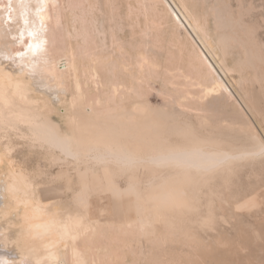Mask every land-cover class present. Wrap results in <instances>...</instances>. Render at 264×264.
I'll return each instance as SVG.
<instances>
[{
  "label": "rangeland",
  "instance_id": "rangeland-1",
  "mask_svg": "<svg viewBox=\"0 0 264 264\" xmlns=\"http://www.w3.org/2000/svg\"><path fill=\"white\" fill-rule=\"evenodd\" d=\"M169 1L203 43L167 0H61L80 90L19 103L64 146L0 113L14 255L264 264V0ZM189 149L217 160L164 158Z\"/></svg>",
  "mask_w": 264,
  "mask_h": 264
},
{
  "label": "bare ground",
  "instance_id": "bare-ground-1",
  "mask_svg": "<svg viewBox=\"0 0 264 264\" xmlns=\"http://www.w3.org/2000/svg\"><path fill=\"white\" fill-rule=\"evenodd\" d=\"M167 1L172 6L171 2ZM61 8V0H0V113L6 114L8 110H11L9 111L12 114L11 116L18 115V117H23L36 125L39 132L41 131L49 138L57 135L53 132L49 122L34 115L29 111V108L24 107L25 104L21 107V102L19 103V101L27 102L29 106V103L45 97L51 102V94H57L58 90L70 91L68 82L71 78L70 73L75 71L74 60L63 46L58 49L54 46V42L57 39L54 37L56 36V28L62 25ZM173 9L179 21L190 30L197 43H200L202 40L199 41L200 38L194 32L195 28L188 18L183 15L184 18H182V13H178L174 7ZM52 27L53 31L49 30ZM80 35L82 36V33ZM58 38H61V33ZM200 46L202 53L209 60L208 63L211 64L210 66L213 67L221 79V72L208 58L202 45ZM73 77L76 79L78 90H80L76 72L73 73ZM56 87L57 90H55ZM57 96L59 98L60 94ZM120 104L122 105L121 102ZM18 119L20 120V118ZM11 123L14 124L15 122L10 121ZM32 127L30 126V128ZM54 141H57L58 145L64 146L58 135L56 139L54 137ZM164 158H181V161L185 160V162L191 164H196L200 160L203 163L217 160V157L212 153H204L193 149L178 152L172 151L170 154L165 155ZM0 190L3 198V201L0 200V202L4 204V206L0 205L2 215L7 217L9 212L5 198L8 190H11V186L5 180L1 181ZM11 236L10 228L0 220V260L7 261V264H45L43 261L44 257L37 256L33 251L34 248H29L26 252L23 251L19 256L14 255L9 245ZM55 261L50 258L47 264H68L66 260Z\"/></svg>",
  "mask_w": 264,
  "mask_h": 264
},
{
  "label": "snow or ice",
  "instance_id": "snow-or-ice-1",
  "mask_svg": "<svg viewBox=\"0 0 264 264\" xmlns=\"http://www.w3.org/2000/svg\"><path fill=\"white\" fill-rule=\"evenodd\" d=\"M0 264H7V261L0 260Z\"/></svg>",
  "mask_w": 264,
  "mask_h": 264
}]
</instances>
